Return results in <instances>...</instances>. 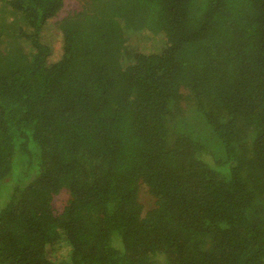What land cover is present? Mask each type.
Wrapping results in <instances>:
<instances>
[{
	"label": "trees",
	"instance_id": "obj_1",
	"mask_svg": "<svg viewBox=\"0 0 264 264\" xmlns=\"http://www.w3.org/2000/svg\"><path fill=\"white\" fill-rule=\"evenodd\" d=\"M65 1L0 0V264H264V0Z\"/></svg>",
	"mask_w": 264,
	"mask_h": 264
},
{
	"label": "rangeland",
	"instance_id": "obj_2",
	"mask_svg": "<svg viewBox=\"0 0 264 264\" xmlns=\"http://www.w3.org/2000/svg\"><path fill=\"white\" fill-rule=\"evenodd\" d=\"M70 5H71V0H66L62 9L67 11V9H69ZM56 33L57 32L49 24V25H47V27H44V29L42 31V36H43V38L47 44H49L50 46H54L57 49L58 44L56 43V41H58V37L56 36ZM143 42H145V41H143ZM144 44L151 45L149 43H144ZM64 199H65L64 194L59 195L58 197L55 198V200H54V209L55 210L59 209L60 205L64 202Z\"/></svg>",
	"mask_w": 264,
	"mask_h": 264
}]
</instances>
